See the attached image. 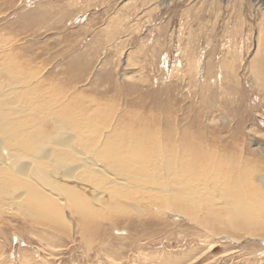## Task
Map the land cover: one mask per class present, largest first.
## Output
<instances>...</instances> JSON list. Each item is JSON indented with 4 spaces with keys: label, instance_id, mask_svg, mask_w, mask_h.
<instances>
[{
    "label": "rangeland",
    "instance_id": "374dc122",
    "mask_svg": "<svg viewBox=\"0 0 264 264\" xmlns=\"http://www.w3.org/2000/svg\"><path fill=\"white\" fill-rule=\"evenodd\" d=\"M0 114L43 138L2 143L18 165L88 201L33 213L3 152L0 264H264V222L227 213H264L262 2L0 0Z\"/></svg>",
    "mask_w": 264,
    "mask_h": 264
},
{
    "label": "bare ground",
    "instance_id": "6f19581e",
    "mask_svg": "<svg viewBox=\"0 0 264 264\" xmlns=\"http://www.w3.org/2000/svg\"><path fill=\"white\" fill-rule=\"evenodd\" d=\"M227 1V0H226ZM255 2H262L264 4V0H254ZM4 105V104H3ZM14 115V114H13ZM66 119V118H65ZM1 122H5L6 123V119L4 117V115H1L0 114V129L1 130H9L13 125H11V127L9 129L6 128V124L5 123H1ZM15 122V121H14ZM10 123V122H9ZM16 124V122H15ZM22 125V124H21ZM21 125H14L17 126V128H12L11 130H9L10 134H11V137H6V135L4 133H2V131L0 130V155H2L3 152H5L4 154V157H2L3 159V162L4 164L6 165H10L8 164V161L11 160V166L13 165H18L19 164V155L21 153H23L22 155L25 154V152L29 151L30 148V145L35 147L36 145H39V146H42L43 143H39L37 144L38 142H41L43 138L39 137V136H34L32 139H30V137L26 136V134H24L21 130L24 131V127L21 128ZM41 125V124H40ZM4 126V127H3ZM8 127V126H7ZM29 128V127H27ZM26 130V129H25ZM16 131H18L16 133ZM31 131V130H30ZM20 132V133H19ZM151 133V132H150ZM8 134V133H7ZM13 138H18L20 139L19 141V145H20V150H22V152L17 155V154H10L8 153V151H10L11 148H5L4 145L2 143L4 142H10L13 140ZM67 138V137H65ZM64 137H62L61 141L63 142H67L68 139H65ZM141 143V142H140ZM42 144V145H40ZM67 148L68 147V144L66 145ZM19 148V147H18ZM41 148V147H40ZM111 148L113 149L114 151V157L116 158V160L118 161L120 167H123V168H127V167H130V169H127V170H124V173L125 174H131V173H136L137 174V170L138 169V165L137 163H141V164H144V161L142 160H133V156L132 157H127V156H123L125 160H123L120 156L116 155V154H119L118 152V149L114 146V144L111 146ZM123 148V147H122ZM202 148V147H201ZM125 149V148H124ZM16 150V149H15ZM139 150V149H138ZM143 150V149H142ZM202 150H204L202 148ZM12 151V150H11ZM66 149H64L62 152L58 153L59 155L63 154L61 159L64 158V154L66 155L65 153ZM142 152V151H141ZM140 152V153H141ZM18 153V152H17ZM37 153V151H36ZM144 154V152H142ZM191 153V152H190ZM135 154V153H134ZM26 155V154H25ZM142 155V154H141ZM27 156V155H26ZM31 156L33 157L34 155L31 154ZM37 156H38V153H37ZM36 156V157H37ZM138 156V155H137ZM140 156V155H139ZM28 157V156H27ZM145 157V155H144ZM139 158V157H138ZM137 158V159H138ZM141 158V157H140ZM36 159V158H35ZM192 159V158H191ZM133 160V161H132ZM147 160H145L146 162ZM35 162V161H34ZM112 162L115 164V166L117 167V171H123L122 169H119V165L118 163H115L113 160ZM57 163V162H56ZM29 164V163H28ZM50 164V163H49ZM196 164V163H194ZM4 165V166H5ZM39 165V164H38ZM33 166V167H28L26 164H22L20 163V165H18V167L20 168V171L24 173L23 178L27 179V180H23L22 182L21 181H17V186L19 187H22L25 189L24 193L25 195L27 196V201H29L30 203H32L33 205V209L32 212L35 213V210L37 209L36 211V214H41V215H44L46 213V211H48L50 213L51 216L53 217H60L61 215H64L63 214V211H64V204H63V210L60 206V204H58V202L55 201V199L52 197L53 194L54 195H57L58 196H61L62 198L65 196V199L71 201V204L74 208H76V204L81 201L83 203V205H87L88 204V201L82 197H78V195L76 193H79L74 187H72V185L70 186L69 184H63L60 185L57 183V181L54 179L52 181L51 177H50V174H56L55 171H52L49 173V171L47 172V170H45L43 167L41 166ZM60 166V165H59ZM3 167V166H2ZM72 167V166H71ZM194 167V166H193ZM7 168V167H5ZM9 168V167H8ZM31 168V169H30ZM27 169H30L31 170V174L29 175H26V170ZM194 170V168L192 169V171ZM1 171V170H0ZM4 171V170H3ZM9 171V172H8ZM7 172H4L2 173L1 171V179L5 180L6 182H9L11 183V181L13 180V177H15V173L13 172L11 175H10V172H12V170H8ZM61 172V171H60ZM208 172V171H207ZM210 172V171H209ZM3 174H5L3 176ZM188 174V173H187ZM63 175V174H61ZM188 176V175H187ZM186 176V177H187ZM217 178V177H216ZM38 181V182H37ZM39 183H42L41 187L39 188ZM67 183V182H66ZM188 183V182H187ZM194 184V182H192ZM132 184V183H131ZM134 184V183H133ZM191 184V183H190ZM208 184V183H207ZM230 184V182H229ZM136 185V184H135ZM191 186V185H190ZM224 186V185H223ZM42 187H44V191L42 189ZM228 190H229V186H228ZM45 191H48L47 193ZM24 193H23V196H24ZM42 193H46L49 195V198L44 196ZM226 194V193H225ZM20 195V194H19ZM81 195V194H80ZM237 196L236 195V192L234 191V194L233 196ZM239 195V194H238ZM22 196V194L20 195V197ZM25 196V197H26ZM230 196V194H229ZM19 197V196H18ZM67 197V198H66ZM243 196H240L239 198H241ZM163 198V197H162ZM244 198V197H243ZM242 198V199H243ZM18 199V198H16ZM23 199V198H22ZM58 200V199H57ZM60 200V199H59ZM118 200V199H117ZM130 200V199H129ZM169 202H171V200L168 198ZM25 201V200H24ZM127 201V200H126ZM66 202V201H65ZM192 204H196V202H193V201H190ZM133 203V202H132ZM232 204H234V211L232 214H230L229 212H227L229 214L228 216V220L231 218V217H235V219H239V220H236L234 221V224L235 225V228L236 229H246V230H250L251 228V222H248V220H251V217L252 218H257L256 220L258 221V225L262 226V223L264 222V213H255V212H252L250 210H248L246 207H244L246 204L245 203H241L239 206L237 205V203L233 202L232 201ZM249 204V203H248ZM65 206H67L65 204ZM254 206V205H253ZM259 207V206H258ZM228 209V206L226 207ZM255 208V207H254ZM212 209V208H210ZM66 210V208H65ZM191 210V209H190ZM196 210V209H195ZM230 210H233V209H230ZM253 210V209H252ZM22 211V210H21ZM231 212V211H230ZM210 213H214L212 212V210H210ZM222 213V212H221ZM255 213V214H253ZM90 216V215H89ZM88 221V219H87ZM92 221V220H91ZM232 222V221H231ZM262 222V223H260ZM98 223V222H97ZM231 224V223H230ZM232 252V251H231Z\"/></svg>",
    "mask_w": 264,
    "mask_h": 264
}]
</instances>
